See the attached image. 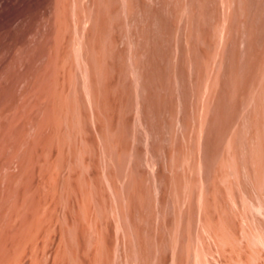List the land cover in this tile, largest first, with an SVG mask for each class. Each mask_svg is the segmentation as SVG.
I'll use <instances>...</instances> for the list:
<instances>
[{"label":"rangeland","instance_id":"1","mask_svg":"<svg viewBox=\"0 0 264 264\" xmlns=\"http://www.w3.org/2000/svg\"><path fill=\"white\" fill-rule=\"evenodd\" d=\"M0 264H264V0H0Z\"/></svg>","mask_w":264,"mask_h":264}]
</instances>
